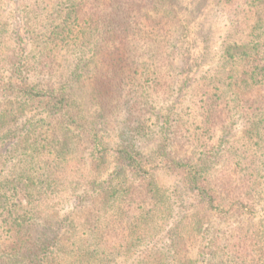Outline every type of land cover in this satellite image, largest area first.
I'll return each mask as SVG.
<instances>
[{"label":"trees","instance_id":"1","mask_svg":"<svg viewBox=\"0 0 264 264\" xmlns=\"http://www.w3.org/2000/svg\"><path fill=\"white\" fill-rule=\"evenodd\" d=\"M14 1L0 264H264V222H242L264 203V0ZM207 10L227 30L202 68Z\"/></svg>","mask_w":264,"mask_h":264},{"label":"rangeland","instance_id":"2","mask_svg":"<svg viewBox=\"0 0 264 264\" xmlns=\"http://www.w3.org/2000/svg\"><path fill=\"white\" fill-rule=\"evenodd\" d=\"M26 3H23V5L21 6H17L14 0H0V23L3 24L2 28L0 29V47L2 49H4L2 40H7L9 42V44H14V42L10 40H12V38H14V34H15V30H17V25L20 23L19 20L21 19H26L23 15V10ZM33 9L35 10L36 7H32L30 8V10ZM29 17H33V13L31 15H29ZM198 19L201 18V21L203 20V34L208 36V46H210L209 53L207 55V57L205 59L202 60V68H207L210 63L212 62H217L218 60V56L216 51L220 49V45H221V37L224 35L225 31L227 30L225 28V18L223 15L221 14H215L214 11L212 10H207L206 12H204L203 14H198L196 16ZM37 22V21H35ZM19 26V25H18ZM20 31V30H19ZM24 35H25V31L22 29L21 30ZM26 36V35H25ZM179 61L177 62V65H179ZM171 101H175L173 99L169 100L168 104H171ZM174 104V103H173ZM165 105H167V102L165 103ZM192 103L190 101V99L184 98L181 101V106L185 107V111H188V107L191 106ZM193 106V105H192ZM243 120H239L238 123H236L235 125V130L233 131V135L232 138H237V140H241L242 137V132L244 129H241V125H242ZM8 128L6 130H4V132H7ZM152 142L148 143V146L151 145L153 146L155 144V140L154 139V134L152 136ZM157 137H159V134H157ZM10 139V138H9ZM11 140L15 141L16 139H12ZM83 145L80 147L82 148ZM4 154V159L6 160V166H5V171H8L9 169L12 168V165L14 164L15 160L12 159L13 157L10 156L7 152V150H4L2 152ZM165 180L168 181L169 186L171 189L170 192L176 190L177 185H179L177 178L175 176L170 175L169 177L165 176ZM176 192L179 194L178 195V206H179V212L176 213V220H179L181 217L187 218L189 217L188 214H190V212L192 211V201L190 200V198H188L187 194L180 192L179 190H176ZM236 221L233 220L232 223H235ZM242 222L245 226H257L259 225V223L264 222V203L258 205L257 207V213L253 216H245L242 219ZM226 223H229V221L223 223H219V225H226ZM175 224V217L170 219V222L167 225V232L164 236V240H171V234L169 232H171V227ZM214 224L217 226V222H214ZM183 228H185L183 225L180 227L181 229V233L186 235V230H184ZM121 230V229H120ZM0 231H2L0 229ZM120 236H122V232H118ZM117 239H119V236H116ZM120 240V239H119Z\"/></svg>","mask_w":264,"mask_h":264}]
</instances>
